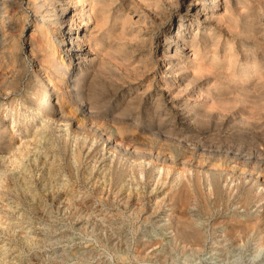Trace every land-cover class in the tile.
I'll return each instance as SVG.
<instances>
[{
    "label": "rangeland",
    "instance_id": "obj_1",
    "mask_svg": "<svg viewBox=\"0 0 264 264\" xmlns=\"http://www.w3.org/2000/svg\"><path fill=\"white\" fill-rule=\"evenodd\" d=\"M150 2L155 5L160 1ZM180 7L171 9L174 18ZM38 14L29 0H0V120L8 128L9 151L0 153V264H264L260 231L246 227L247 233L241 232L258 217L264 222V188H252L250 204L243 205L238 194L240 181L230 175L221 184L224 198L215 205L208 170L240 173L244 168L220 157L207 159L208 153H203L206 149L215 154L228 143L239 144L234 138L236 109H228L225 119L211 120L198 137L181 144L155 139L148 133L140 139L136 128L125 140L117 137L107 143L116 125L99 118L90 121L68 86L55 87L61 99L58 104L56 96L52 97L64 118L51 111L40 114L27 101L34 99L29 83L39 71L52 93L55 80L51 81L53 76L45 64L33 59L30 43L35 41L31 36L34 33L36 41L56 51L58 58L66 60L67 56L58 43V28L50 19L43 23L44 15ZM131 16L138 19L134 11ZM168 26L160 24L140 54L134 47L140 45L128 42L137 50L124 75L129 83L127 91L132 89L130 96L138 92L144 104L160 88V50ZM225 31L223 39L233 36ZM234 39L240 49L242 39ZM18 72H22L20 77ZM104 78L106 81H101L103 85L106 82L103 87L107 91L93 88L91 93H107L109 78L119 77L105 74ZM117 144L143 157L127 156L114 148ZM164 156L169 157L167 161L161 159ZM197 176L201 186L195 189ZM184 183H188L190 200L186 205H175V194ZM176 215L180 221L190 219L202 232L201 246L192 247L177 239ZM231 225L241 226L233 237L228 232Z\"/></svg>",
    "mask_w": 264,
    "mask_h": 264
},
{
    "label": "bare ground",
    "instance_id": "obj_2",
    "mask_svg": "<svg viewBox=\"0 0 264 264\" xmlns=\"http://www.w3.org/2000/svg\"><path fill=\"white\" fill-rule=\"evenodd\" d=\"M159 1L153 5L150 0H29V5L44 15L43 23L50 19L58 28V43L64 48L67 59L58 58L56 51L45 49L41 42L36 41L38 39L33 33L34 37L31 36L30 40L35 42L30 43V53L37 62L45 64L53 76L51 81L55 80V85L50 93V85L41 78L39 71L36 72L29 83L34 99L27 101L40 114L51 111L54 116H63L61 110L55 109L52 97L56 96L58 104L61 99L57 96L58 88L55 87L68 86L70 92L74 93L77 104L80 102L79 107L84 116L90 121L99 118L116 125L114 133L105 140L107 143L117 137L125 140L132 128L140 131V139L148 133L155 139L178 141L177 144L183 141L188 143L200 134L203 125L209 124L213 119H225V111L235 108L234 138L238 140V146L236 143L227 146L228 143L221 150L217 148L219 152L215 154L211 150H202L203 153H208L207 159L215 160L220 157L244 168L240 173L228 169L218 168L213 171L214 169L207 168L215 195L214 204L223 200L221 184L226 177L232 175L240 181L238 194L240 201L247 206L252 199V188L260 185L264 188V21L261 18L264 17V6H261V0H248V3L247 0ZM175 6H182V10L174 18L171 9ZM132 11L138 13L137 20L131 16ZM163 22L169 23V26L160 50V64L163 68L160 73V88L150 95L151 101L145 105L143 101H139L142 99L138 92H133L130 96L132 89L127 91L129 83L125 81L124 75L137 48L139 54L144 52V46L147 47L153 40V35ZM225 30L233 36L223 39ZM235 37L242 39L239 43L240 49L234 41ZM129 40L138 43L140 47L134 45L137 47L135 49L130 46ZM147 66L150 68V65L146 64ZM21 73L18 72L17 76L20 77ZM105 74H111L112 77L117 74L119 78H109L107 93L103 89L100 95L98 91L97 95L93 91L91 93V89H105L103 86L106 82L104 85L102 82L106 81ZM84 94L88 98H84ZM63 101L64 99L61 104ZM113 106L118 107L117 110L107 113ZM128 108L136 112H130ZM7 129L0 120V153L8 151ZM120 146L117 144L114 148L121 149ZM121 151L127 156L138 154L127 147ZM137 156L143 157L139 154ZM168 158L161 157L163 161ZM198 178L197 176L193 181L195 189L201 186ZM187 184L184 183L185 186ZM182 187L175 194V205L188 203L189 188ZM206 207L205 210H208ZM189 220L177 219L174 234H177V239L191 243L192 247L201 246L204 235ZM237 227L241 226H230L228 232L232 237L237 233ZM246 227L260 231L264 239L262 218L258 217L239 231H248Z\"/></svg>",
    "mask_w": 264,
    "mask_h": 264
}]
</instances>
